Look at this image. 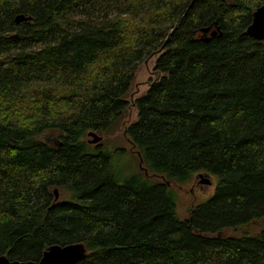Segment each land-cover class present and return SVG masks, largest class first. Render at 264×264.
Masks as SVG:
<instances>
[{
    "label": "trees",
    "instance_id": "trees-1",
    "mask_svg": "<svg viewBox=\"0 0 264 264\" xmlns=\"http://www.w3.org/2000/svg\"><path fill=\"white\" fill-rule=\"evenodd\" d=\"M263 6L0 0V257L38 264L83 244L79 264H264V229L221 236L264 221V42L247 34ZM156 53L162 78L127 130L142 168L120 183L112 154L84 138L123 117ZM201 173L215 192L182 220L168 183Z\"/></svg>",
    "mask_w": 264,
    "mask_h": 264
},
{
    "label": "rangeland",
    "instance_id": "rangeland-1",
    "mask_svg": "<svg viewBox=\"0 0 264 264\" xmlns=\"http://www.w3.org/2000/svg\"><path fill=\"white\" fill-rule=\"evenodd\" d=\"M159 55L160 53H156L148 57L137 69L132 87L127 95L129 107L123 117L109 131L103 133L94 132L104 139L103 142L105 143V149L112 154L114 158L115 173L120 183H123L135 173L141 171V155L139 149L130 139L127 130L130 125L138 120V110L135 106L136 100L144 96L149 91L152 84L162 78V75L155 70ZM91 132L85 136L84 140H86L91 149L94 150L95 146L93 145L100 147L103 143L101 141L99 144L91 145V142H93V137L90 136ZM40 138L54 147L60 144V135L53 130L44 132ZM201 174H203V178L200 177ZM201 174H197L193 180L186 185H179L170 182L169 187L172 189L176 197L177 213L182 220L189 217L190 210L193 207L205 202L215 192L218 181L217 178L212 175L207 176L205 173ZM148 175L151 176L150 174ZM153 178L155 180L159 179L160 181H163L162 178ZM58 194L60 200H68L70 198V194L65 191L58 190ZM263 229L264 221H260L236 231H223L221 236L241 237L243 235H257Z\"/></svg>",
    "mask_w": 264,
    "mask_h": 264
},
{
    "label": "water",
    "instance_id": "water-1",
    "mask_svg": "<svg viewBox=\"0 0 264 264\" xmlns=\"http://www.w3.org/2000/svg\"><path fill=\"white\" fill-rule=\"evenodd\" d=\"M29 20L26 16H19L16 18L17 24H21L23 21ZM210 30H205L208 33ZM247 34L258 42H264V6L255 10L253 14V21L250 27L247 29ZM216 32L212 33L215 36ZM90 136L93 137L92 144H99L102 138L96 133L91 132ZM142 168V166H141ZM148 175V171L145 170ZM209 174H207L208 176ZM203 178V174L200 175ZM164 179V178H163ZM210 184V183H208ZM170 186V183H168ZM55 195L58 198V190L55 191ZM87 249L83 244H75L67 247L53 246L49 248L44 254L43 258L38 264H79L82 260L87 258ZM0 264H37L33 262L22 263L19 261H10L7 257H0Z\"/></svg>",
    "mask_w": 264,
    "mask_h": 264
},
{
    "label": "flooded vegetation",
    "instance_id": "flooded-vegetation-1",
    "mask_svg": "<svg viewBox=\"0 0 264 264\" xmlns=\"http://www.w3.org/2000/svg\"><path fill=\"white\" fill-rule=\"evenodd\" d=\"M102 139H103V138H102ZM103 141H104V139L102 140L103 145H101L100 147H101L102 149H105V143H104ZM89 144H90V143H89ZM91 145H93V144L91 143ZM93 146H95V149L98 148L97 145H93Z\"/></svg>",
    "mask_w": 264,
    "mask_h": 264
}]
</instances>
